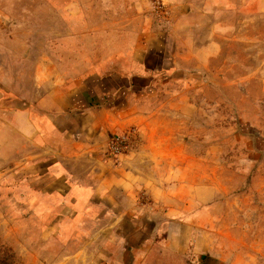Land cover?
I'll return each instance as SVG.
<instances>
[{
  "label": "rangeland",
  "instance_id": "rangeland-1",
  "mask_svg": "<svg viewBox=\"0 0 264 264\" xmlns=\"http://www.w3.org/2000/svg\"><path fill=\"white\" fill-rule=\"evenodd\" d=\"M149 240L264 264V0H0V256Z\"/></svg>",
  "mask_w": 264,
  "mask_h": 264
},
{
  "label": "crops",
  "instance_id": "crops-1",
  "mask_svg": "<svg viewBox=\"0 0 264 264\" xmlns=\"http://www.w3.org/2000/svg\"><path fill=\"white\" fill-rule=\"evenodd\" d=\"M163 240H149V261L146 264H172L171 258L164 256L163 254H151V248L157 246H163ZM168 244V243H167ZM169 246V245H166ZM161 248V247H160ZM183 259L186 260L185 264H224V261L219 259L216 255L206 254V255H196L190 257L176 258L175 260ZM188 260V261H187ZM189 262V263H188Z\"/></svg>",
  "mask_w": 264,
  "mask_h": 264
},
{
  "label": "trees",
  "instance_id": "trees-1",
  "mask_svg": "<svg viewBox=\"0 0 264 264\" xmlns=\"http://www.w3.org/2000/svg\"><path fill=\"white\" fill-rule=\"evenodd\" d=\"M0 264H8V263H7V259L2 258V257L0 256Z\"/></svg>",
  "mask_w": 264,
  "mask_h": 264
}]
</instances>
